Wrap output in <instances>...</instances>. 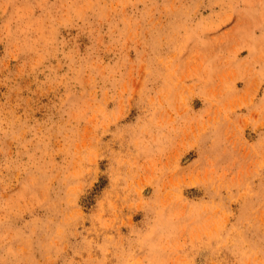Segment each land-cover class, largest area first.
<instances>
[{"label":"rangeland","instance_id":"rangeland-1","mask_svg":"<svg viewBox=\"0 0 264 264\" xmlns=\"http://www.w3.org/2000/svg\"><path fill=\"white\" fill-rule=\"evenodd\" d=\"M0 264H264V0H0Z\"/></svg>","mask_w":264,"mask_h":264}]
</instances>
